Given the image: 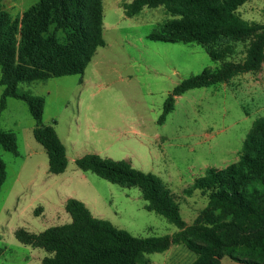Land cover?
Masks as SVG:
<instances>
[{"label":"rangeland","instance_id":"obj_1","mask_svg":"<svg viewBox=\"0 0 264 264\" xmlns=\"http://www.w3.org/2000/svg\"><path fill=\"white\" fill-rule=\"evenodd\" d=\"M39 1L0 3L13 18H20ZM130 2L104 0L106 44L98 48L83 75L19 85L21 92L44 99L43 121L54 126L67 149L64 173H49L48 156L33 136L35 122L25 101L9 98L0 114L1 126L17 136L19 153L0 150L7 166L0 189V264H42L49 253L20 243L15 231L40 233L71 222L65 210L70 197L84 202L95 217L137 237L179 230L145 208L138 188H124L80 170L75 161L86 154L128 161L137 170L159 176L175 194L185 222L192 224L206 207L208 195L195 191L189 196L185 189L208 168L224 169L238 161L253 122L264 116L263 65L261 71L241 74L228 83L186 91L159 124L164 102L178 84L221 63L212 61L196 43L150 40L148 36L169 16L159 7L144 8L129 18L123 5ZM239 13L249 22L264 24V0H248ZM237 50L229 60L245 58L246 44ZM2 93L0 85V102ZM31 151L35 157L29 159ZM40 207L59 212L44 219ZM196 257L182 244L149 255L153 264H191ZM221 264L239 263L226 257Z\"/></svg>","mask_w":264,"mask_h":264},{"label":"trees","instance_id":"obj_2","mask_svg":"<svg viewBox=\"0 0 264 264\" xmlns=\"http://www.w3.org/2000/svg\"><path fill=\"white\" fill-rule=\"evenodd\" d=\"M248 0H132L123 5L129 18L144 8L163 7L169 18L148 38L167 43H196L214 62L178 84L167 96L163 124L176 98L186 91L228 83L236 76L256 73L264 65V24L249 22L239 13ZM246 44L242 61L229 60L238 45ZM104 0H40L20 18L0 3V114L9 98L26 102L34 119L33 136L48 156L49 173L62 174L68 166L67 149L54 126L43 121L45 101L19 90L22 83L83 75L105 46ZM0 149L18 155L17 136L0 123ZM77 167L124 188L136 187L145 208L179 229L172 235L137 237L111 222L95 217L86 204L70 198L65 210L71 222L35 233L15 231L16 239L49 253L42 264H153L150 254L185 245L197 255L191 264H221L226 257L239 264H264V116L256 119L243 142L239 160L224 169L208 168L185 189L208 195L206 207L192 224L182 217L180 203L159 176L135 169L128 161L86 154ZM7 167L0 155V189ZM3 249L0 247V255Z\"/></svg>","mask_w":264,"mask_h":264},{"label":"crops","instance_id":"obj_3","mask_svg":"<svg viewBox=\"0 0 264 264\" xmlns=\"http://www.w3.org/2000/svg\"><path fill=\"white\" fill-rule=\"evenodd\" d=\"M3 128V127H2ZM5 129V128H4ZM5 130H8V129H5ZM10 131H12V130H10ZM18 141V140H17ZM34 149V148H33ZM1 150V149H0ZM3 150V149H2ZM7 152V151H6ZM10 153V152H9ZM2 157H3V155H2ZM33 157H35L34 156V154H33V152L31 151L29 154H28V158L29 159H32ZM7 167V166H6ZM6 178H7V176H6ZM6 181V180H5ZM4 185V184H3ZM70 198H73V197H70ZM70 198H68V199H70ZM67 199V200H68ZM66 200V201H67ZM65 201V202H66ZM64 202V203H65ZM87 206V205H86ZM59 209H56V210H48V209H44L43 207H40L39 209H38V211L40 212V214H42V216H43V218L44 219H48V218H50V216H52V215H57L58 214V211ZM36 213H37V211H36ZM53 217H51V219H52ZM29 230V229H28ZM29 231H31V230H29ZM33 232V231H32Z\"/></svg>","mask_w":264,"mask_h":264}]
</instances>
